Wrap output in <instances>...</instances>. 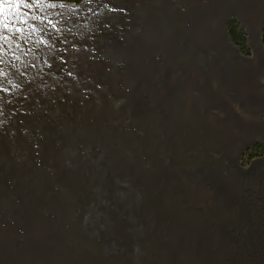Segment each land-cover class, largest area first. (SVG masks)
<instances>
[{"label":"rangeland","instance_id":"1","mask_svg":"<svg viewBox=\"0 0 264 264\" xmlns=\"http://www.w3.org/2000/svg\"><path fill=\"white\" fill-rule=\"evenodd\" d=\"M18 11L28 15L22 26L9 13L16 36L38 30L5 44L0 122L12 127V104L41 137L49 123L63 132L68 211L31 238L2 224L0 264H264V157L242 165L264 144V0H41ZM231 16L249 59L227 36ZM44 91L58 102L50 119ZM23 137L10 155L0 133V186L18 197L30 177Z\"/></svg>","mask_w":264,"mask_h":264},{"label":"water","instance_id":"2","mask_svg":"<svg viewBox=\"0 0 264 264\" xmlns=\"http://www.w3.org/2000/svg\"><path fill=\"white\" fill-rule=\"evenodd\" d=\"M44 93L49 103L47 117L50 119L58 102L53 100L51 92ZM11 116L12 127L8 123L0 122V133L5 137L4 147L10 155L16 150V136H25L23 138L29 148L26 166L30 175L29 188L23 197H18L0 186V227L4 223L11 224L19 231L25 230V237L31 238L38 232L39 224L47 226L48 223H62L67 215V139L62 131L57 132L54 129L52 123L48 124L47 133L41 137L32 126H22V117L17 118L12 111Z\"/></svg>","mask_w":264,"mask_h":264},{"label":"snow or ice","instance_id":"3","mask_svg":"<svg viewBox=\"0 0 264 264\" xmlns=\"http://www.w3.org/2000/svg\"><path fill=\"white\" fill-rule=\"evenodd\" d=\"M0 3L4 4L6 7H9L10 9H15V10L9 11L8 13L0 12V17H2V19H0V65H4L6 63L5 55L7 52V50L5 49V44H9V42L13 39L23 40L25 43H27L29 37L33 34V32L38 30L35 24H29L28 27L31 29V31L28 33V35L21 34L20 36H16V33H22V27L17 28L15 27L14 22L9 21V13H11V15L16 18V20L20 21L21 25L23 26V24H26L27 21L22 20V17H26L28 13L20 12L18 11V9L20 8L31 9L34 6H39L41 3V0H0ZM55 6L56 5H49V7H55ZM31 19L35 21L37 20V16L33 15ZM39 19H41V22H42L43 19L45 18H39ZM10 23L13 24V28H14V32L12 33L11 36L6 35L5 32L3 31V30L12 31V29L9 28ZM57 23H59V21H57ZM48 24H50L53 28L56 27V23H53L51 19H48ZM43 42H44L43 40H40V41H37L36 43L38 45ZM16 47L19 48V44H17ZM17 59H19V57H17ZM3 85H4V81L0 80V89L3 88Z\"/></svg>","mask_w":264,"mask_h":264},{"label":"trees","instance_id":"4","mask_svg":"<svg viewBox=\"0 0 264 264\" xmlns=\"http://www.w3.org/2000/svg\"><path fill=\"white\" fill-rule=\"evenodd\" d=\"M82 0H76V2H80ZM226 33L233 44L242 56L246 59H249L252 55L246 31L242 25V23L234 16H231L226 22ZM262 41L264 42V35L262 37ZM39 144V142H38ZM264 157V144L261 142H256L250 147H248L242 156L243 164L247 165L249 162Z\"/></svg>","mask_w":264,"mask_h":264},{"label":"bare ground","instance_id":"5","mask_svg":"<svg viewBox=\"0 0 264 264\" xmlns=\"http://www.w3.org/2000/svg\"><path fill=\"white\" fill-rule=\"evenodd\" d=\"M10 106V108H9V111H12L14 114H17L16 116H19V112L18 111H16L17 109L15 108V106L14 105H12V104H9ZM18 112V113H17Z\"/></svg>","mask_w":264,"mask_h":264}]
</instances>
